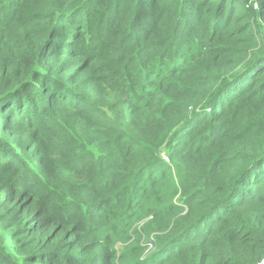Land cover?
Here are the masks:
<instances>
[{"label":"trees","instance_id":"obj_1","mask_svg":"<svg viewBox=\"0 0 264 264\" xmlns=\"http://www.w3.org/2000/svg\"><path fill=\"white\" fill-rule=\"evenodd\" d=\"M263 261L264 0H0V264Z\"/></svg>","mask_w":264,"mask_h":264},{"label":"rangeland","instance_id":"obj_2","mask_svg":"<svg viewBox=\"0 0 264 264\" xmlns=\"http://www.w3.org/2000/svg\"><path fill=\"white\" fill-rule=\"evenodd\" d=\"M164 158L168 161V159H167V156L166 155H164ZM150 250L152 249V248H149ZM261 264H263V263H261Z\"/></svg>","mask_w":264,"mask_h":264},{"label":"water","instance_id":"obj_3","mask_svg":"<svg viewBox=\"0 0 264 264\" xmlns=\"http://www.w3.org/2000/svg\"><path fill=\"white\" fill-rule=\"evenodd\" d=\"M262 263H264V261Z\"/></svg>","mask_w":264,"mask_h":264},{"label":"bare ground","instance_id":"obj_4","mask_svg":"<svg viewBox=\"0 0 264 264\" xmlns=\"http://www.w3.org/2000/svg\"><path fill=\"white\" fill-rule=\"evenodd\" d=\"M264 264V263H263Z\"/></svg>","mask_w":264,"mask_h":264}]
</instances>
